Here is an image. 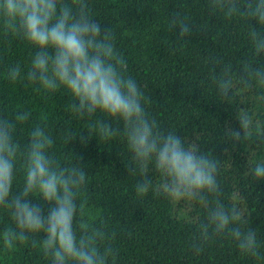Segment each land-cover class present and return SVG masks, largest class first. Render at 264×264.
<instances>
[{
    "label": "clouds",
    "instance_id": "1",
    "mask_svg": "<svg viewBox=\"0 0 264 264\" xmlns=\"http://www.w3.org/2000/svg\"><path fill=\"white\" fill-rule=\"evenodd\" d=\"M207 9L213 16L236 17L247 27L253 56L236 67L215 60L210 71L220 101L237 105V126L223 129L225 144L251 146L255 157L252 150L264 146V120L251 108L253 104L264 106V62L260 60L264 56V0H207ZM207 27L201 26L200 32ZM168 28L178 33V39L190 38L194 32L184 15L173 14ZM0 31L36 49L26 73L22 76V67L13 65L7 79H26L45 93L65 88L74 97L71 113L89 121L86 132L66 129L61 137L65 145L77 137L87 144L93 136L105 141L123 136L131 160L127 173L138 177L135 192L139 197L154 192L185 202L189 209L206 210L205 219L192 217L196 231L191 250L199 253L213 239L227 236L242 255L264 264L257 232L246 227L248 218L240 206L243 197L235 192L231 206L218 199L222 159L203 151L199 137L186 141L176 132L160 130L146 110L148 101L141 86L126 75L127 61L114 47L115 34L93 17L88 0H0ZM98 112L122 127L93 119ZM30 119L28 111L18 110L11 118L0 115V209L13 222L0 232V245L6 250L24 244L38 248L51 264H109L117 254L111 246L115 230L109 232L95 222H81L78 230L74 227L88 204L81 198L88 182L81 158L73 157L69 164L55 158L51 151L55 141L46 120L33 124L26 139H19L18 125ZM18 163L24 169V182L14 189ZM153 167L160 174L155 184L149 175ZM248 176L264 180V159L250 161ZM33 198L48 203L47 212Z\"/></svg>",
    "mask_w": 264,
    "mask_h": 264
},
{
    "label": "trees",
    "instance_id": "2",
    "mask_svg": "<svg viewBox=\"0 0 264 264\" xmlns=\"http://www.w3.org/2000/svg\"><path fill=\"white\" fill-rule=\"evenodd\" d=\"M88 7L102 27H109L115 34L114 47L127 61L126 75L141 86L148 101L146 110L160 130L176 132L186 141L199 137L203 151L222 159L218 177L222 194L218 199L231 206L235 192L243 197L240 206L248 218L246 227L257 232L264 251V180L254 181L248 176L250 161L264 159V146L252 150L253 157L251 146L225 144L223 129L237 126V105L220 101L211 83L213 61L236 67L253 56L244 22L211 15L207 0H88ZM173 14L190 19L194 28L190 38L178 39V33L169 30ZM204 25L207 31L200 32ZM35 51L26 40L5 37L0 31V115L11 118L18 110L31 113L28 122L18 125L21 140L26 139L33 124L46 120L55 141L51 150L55 158L64 164L73 162V157L81 158L79 162L88 176L81 198L88 204L83 217L78 214L74 227L78 230L81 222H95L109 232L115 230L111 246L117 254L109 264H261L242 255L227 236L213 239L199 253L191 250L189 244L196 231L192 217L203 220L206 210L199 206L189 209L185 202L154 192L139 197L135 192L138 177L127 173L131 160L123 136L108 141L93 136L87 144H81L77 137L65 145L61 137L66 129L76 134L88 130L89 121L69 110L74 97L63 87L45 93L26 79H7L8 68L17 64L23 76ZM260 60L264 62V56ZM251 108L258 119L264 120V106L253 104ZM93 119L122 127L104 113L98 112ZM226 146L230 152L224 151ZM24 175L18 163L14 189L22 187ZM149 175L154 184L159 182L160 174L154 167ZM33 199L47 212L48 203ZM12 224L8 212L0 209V232ZM0 264L51 262L38 248L24 244L12 250L0 245Z\"/></svg>",
    "mask_w": 264,
    "mask_h": 264
}]
</instances>
